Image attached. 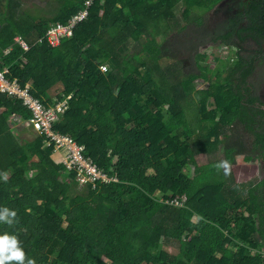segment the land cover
<instances>
[{
    "label": "trees",
    "instance_id": "obj_1",
    "mask_svg": "<svg viewBox=\"0 0 264 264\" xmlns=\"http://www.w3.org/2000/svg\"><path fill=\"white\" fill-rule=\"evenodd\" d=\"M57 1L0 5V68L47 107L72 95L53 129L118 180L81 184L45 134L18 135L32 113L0 92V210L16 212L0 234L35 264H264V4L209 25L221 0H97L53 47L39 39L84 7ZM242 155L261 175L237 180Z\"/></svg>",
    "mask_w": 264,
    "mask_h": 264
},
{
    "label": "built area",
    "instance_id": "obj_2",
    "mask_svg": "<svg viewBox=\"0 0 264 264\" xmlns=\"http://www.w3.org/2000/svg\"><path fill=\"white\" fill-rule=\"evenodd\" d=\"M96 1L84 0L82 9L67 22H58L52 25L45 36L39 39V42L46 40L53 47L59 46L62 39L72 36L75 27L89 16L90 9ZM16 40L25 50L30 48L29 44L23 39L17 37ZM9 50L7 49L6 52ZM108 66V64H104L101 69L107 71ZM8 74V68H0V92L16 96L22 100L23 104L32 113L30 124L34 130L46 135L45 144L47 146L54 145L55 151L63 155V163L67 169L76 172L77 179L81 184L92 183L96 187L98 184H108L118 180L116 175H110L103 171L92 158L85 155V145L79 144L72 136L53 129V124L58 115L68 109L72 95L66 96L54 105L47 107L31 93L30 85L23 87L17 79H11Z\"/></svg>",
    "mask_w": 264,
    "mask_h": 264
},
{
    "label": "rangeland",
    "instance_id": "obj_3",
    "mask_svg": "<svg viewBox=\"0 0 264 264\" xmlns=\"http://www.w3.org/2000/svg\"><path fill=\"white\" fill-rule=\"evenodd\" d=\"M5 2H6V0H1L0 5L5 4ZM217 7H215V8H217ZM231 10H232L231 5L221 6L216 14H214L215 10L213 9V11H212V15H213L212 18L213 19L211 18L209 25L213 24V20L218 21V20H221L223 18L224 13L220 12V11H224V12L228 13V12H231ZM183 11L184 10L182 8L181 12H183ZM181 12L179 11V17L184 21L186 19V16L182 15ZM183 14H184V12H183ZM216 45L217 44H215V46L212 47L213 49L217 50V52L214 53V55L220 56V55H222L221 54L222 48L221 49L218 48L219 44L217 46ZM229 49H230V46H225L223 51H227ZM214 55L210 56V62L213 64V66L217 63V60L215 59ZM224 57L225 56L222 55V58H224ZM196 83H197L199 90L202 92H205L206 86H207L206 83L199 81V80L196 81ZM59 89H60V87L57 86L55 88V91H53V94L55 95ZM17 129H19L17 131L18 135L20 134L19 136H21L24 139H29V138L31 139L35 134H37V132H35V130L28 123L25 125L19 126ZM228 168H230L236 174L238 181H243L244 179H249V178H252L254 176L261 175V173H262V171H261V158L258 156H247V155L246 156L245 155L244 156L243 155L238 156L233 160V162L228 166ZM98 207L102 210L106 209L102 205H99ZM249 214H250V211L247 208H244L243 209V215L248 216ZM167 248L169 250H172V249L175 250L174 249L175 247H173V246L172 247L167 246Z\"/></svg>",
    "mask_w": 264,
    "mask_h": 264
},
{
    "label": "clouds",
    "instance_id": "obj_4",
    "mask_svg": "<svg viewBox=\"0 0 264 264\" xmlns=\"http://www.w3.org/2000/svg\"><path fill=\"white\" fill-rule=\"evenodd\" d=\"M16 212L5 207L0 210V222L13 223ZM35 264L31 258H26L25 252L17 235L9 232L0 234V264Z\"/></svg>",
    "mask_w": 264,
    "mask_h": 264
},
{
    "label": "crops",
    "instance_id": "obj_5",
    "mask_svg": "<svg viewBox=\"0 0 264 264\" xmlns=\"http://www.w3.org/2000/svg\"><path fill=\"white\" fill-rule=\"evenodd\" d=\"M21 3L22 10L33 15H50L55 13L59 7V2L57 0H21Z\"/></svg>",
    "mask_w": 264,
    "mask_h": 264
},
{
    "label": "flooded vegetation",
    "instance_id": "obj_6",
    "mask_svg": "<svg viewBox=\"0 0 264 264\" xmlns=\"http://www.w3.org/2000/svg\"><path fill=\"white\" fill-rule=\"evenodd\" d=\"M255 4L262 5L264 4V0H221L217 5L218 7L214 9V14H216L220 7L223 5H231V12L226 13L224 11H220L224 13V16H229L232 13H237L241 9V7H245L247 5L253 6ZM214 22L217 21L214 20Z\"/></svg>",
    "mask_w": 264,
    "mask_h": 264
}]
</instances>
